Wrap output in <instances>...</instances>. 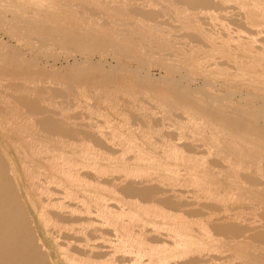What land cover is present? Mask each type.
Returning a JSON list of instances; mask_svg holds the SVG:
<instances>
[{
  "label": "bare ground",
  "instance_id": "1",
  "mask_svg": "<svg viewBox=\"0 0 264 264\" xmlns=\"http://www.w3.org/2000/svg\"><path fill=\"white\" fill-rule=\"evenodd\" d=\"M227 1L0 0L10 38L38 26L66 70L0 44V264H55L33 212L83 237L82 253L57 243L66 264H264V22L206 27L204 11ZM238 2L244 18L264 11ZM228 43L224 73L213 54Z\"/></svg>",
  "mask_w": 264,
  "mask_h": 264
},
{
  "label": "rangeland",
  "instance_id": "2",
  "mask_svg": "<svg viewBox=\"0 0 264 264\" xmlns=\"http://www.w3.org/2000/svg\"><path fill=\"white\" fill-rule=\"evenodd\" d=\"M11 1H13V0H11ZM233 3V4H232ZM32 8V10L31 9H29L30 11H32L31 13H33L34 11H36L37 10V12L38 11H40L39 9H34L35 7H32V6H25V8ZM223 7H225L226 9H224V10H221L220 8L221 7H219V6H214V8H215V10H213L214 8H212V10H207V11H204V15H202L203 17H204V19H205V21L207 22V23H209V24H211V25H207L206 24V27H211V26H214V27H216V28H218L219 29V31H221V32H223V30H221V28L222 27H224V26H228V27H231V28H238L239 27V29L240 30H242L243 31V34H245V32H246V29H249V28H254V26H252L251 24H253V23H246L247 21H255L256 19L258 20V21H262V22H264V11L263 12H261L260 13V15H255L254 13H248V15H250V16H247V18H244V15H245V13L247 12L246 11V9H244V8H242L241 6H240V3L238 2V0H236V1H234V0H232V1H227L226 3H224L223 4ZM27 8V9H28ZM231 8H233V9H231ZM26 9V10H27ZM216 10H217V12H216ZM221 10V11H220ZM28 11V10H27ZM30 11H29V15H32V14H30ZM219 11V12H218ZM43 11H41V13H42ZM221 15V16H219V14ZM236 13V14H235ZM263 13V14H262ZM233 14V15H232ZM35 15V14H34ZM211 15V16H210ZM238 15V16H237ZM217 16V17H216ZM224 16V17H223ZM229 16H230V18H229ZM165 18H167V17H165ZM224 18V19H223ZM208 19V20H207ZM231 19V20H230ZM235 19V20H234ZM236 19H237V21H236ZM223 20V21H222ZM246 20V21H245ZM230 21H232V22H230ZM236 21V22H235ZM241 21V22H240ZM230 23H231V25H230ZM176 24H178V23H176ZM235 24V25H234ZM244 24V25H243ZM220 25V26H219ZM243 25V26H242ZM264 25V24H263ZM238 26V27H237ZM37 28H38V26H35L34 27V29H22V28H19L20 30H18L17 31V34H18V39H13V38H10V36L6 33V31L4 30V28L3 27H1L0 26V36L2 37H4V38H1L0 37V44H2V45H5V46H13V48H14V50H18L20 53H23V54H25L26 55V58H28L29 60H33V61H35L36 63H37V67L38 68H42V67H44V65H46L48 62V60H49V63L51 64V65H53V66H55L57 69H61V70H64V71H66L65 70V68L63 67V63L62 62H59V61H54L52 58H50L47 54H45L43 51H42V49H39V46L41 45V42H39V44H38V41H39V37H41L42 35H40L39 34V32L37 31ZM4 30V31H3ZM186 30H188V29H186ZM3 32H5L4 34H3ZM189 32H190V30H189ZM191 32L193 33H196V31L195 30H191ZM7 34V35H6ZM221 34V33H220ZM219 34V37H222L221 35ZM246 35V34H245ZM7 36V37H6ZM9 36V37H8ZM10 38V39H9ZM220 40L221 39H215V41H217V42H220ZM8 41V42H7ZM1 42H3V43H1ZM6 42V43H5ZM187 42H189V40H187ZM5 43V44H4ZM12 44V45H11ZM221 45H223V46H221ZM228 45H229V43L226 45V44H220L219 45V49H216V51H215V53L213 54L216 58H218V60L217 61H220V62H222V63H224V70H225V72H224V70H223V72L224 73H226V72H233V62H231L230 60H229V58L228 57H226L225 55H222V53L221 52H218V51H221V50H224L225 49V51H228ZM206 50H208V49H206ZM59 52H60V49H59ZM217 52V53H216ZM257 54V56L259 57V56H261V55H263V51H258V52H256ZM228 65V66H227ZM232 65V66H231ZM257 66H254V67H247V68H245V70L243 71V76L242 77H240V79H243V78H248L249 77V75H250V70H253V69H257L256 68ZM155 68V69H154ZM159 68L158 67H152L151 68V70H153L152 71V74H154V76H156V77H158L159 76V71L160 70H158ZM248 71H247V70ZM221 70V71H222ZM230 70V71H229ZM155 71V72H154ZM219 72V74H221V75H219V76H221L222 77V75H224V73L223 72ZM246 71V72H245ZM154 72V73H153ZM218 75V74H217ZM259 75H260V73H259ZM245 76V77H244ZM260 79H262V80H264V75L260 78ZM257 81V80H256ZM250 83H249V85L250 86H247V85H245V88H244V86H242V87H240L239 89H244V90H249L250 88L251 89H254L255 87H256V85L257 84H255V83H253L252 81H249ZM252 85V86H251ZM50 93H46L45 95H47V97H48V95H49ZM56 101H58V102H60L61 101V99H56ZM93 102V101H92ZM83 105L84 104H82V103H79L78 104V106L77 107H79V108H77V107H73L72 109H71V111H70V113L71 114H73L74 115V113L76 114L77 113V111H78V114L77 115H82V114H84V113H87V114H84V115H80V117L82 118V119H80V121H79V119H78V124H80V122L81 123H83V124H80V125H83V126H86V123H87V125L90 123V121H87L86 119V115H88V112H87V110H85V109H83V108H81L80 106H82L83 107ZM82 111H81V110ZM85 110V111H84ZM79 111L81 112L80 114H79ZM136 112V113H135ZM135 112L133 111V114L135 115H133L134 117H132L133 119H130V123L131 124H133V126H132V128L134 129H137L139 126H140V124L142 125V121L141 120H139V121H135V119L137 120V119H140V114H139V111H137V110H135ZM156 112V111H155ZM137 115V116H136ZM96 115H94L93 117H95ZM139 116V117H138ZM160 116H161V114H156V120L155 121H158L159 120V118H160ZM97 118H95V120H93V122L95 123L96 122V124H94L93 122V124L95 125V126H99V127H102L103 129H105L106 131H109V132H111V128H109L108 127V125L106 124V122L105 121H103V119H102V117H99V116H96ZM84 118H86V119H84ZM99 119V120H98ZM97 120V121H96ZM132 120V121H131ZM83 121V122H82ZM98 121H99V123H98ZM135 121V122H134ZM140 121L142 122V123H140ZM76 122V121H75ZM135 123V124H134ZM107 126H106V125ZM106 127H105V126ZM134 125H136V126H134ZM166 131L168 132H172V133H180L181 132V130L180 129H177V128H168V129H166ZM174 131V132H173ZM185 133L187 134V135H190L191 134V132L188 130V132L187 131H185ZM191 141V139H184V140H182L181 142L183 143V144H187V143H189ZM185 142V143H184ZM81 146H83V147H85V146H87V147H95L96 145L93 143H91V142H86L85 144H82ZM96 147H98V146H96ZM83 155H85V154H80V155H77L78 157H79V159L80 160H84V161H87V159L85 160L83 157H81V156H83ZM87 155H89V156H91V157H93V155H95V154H93V153H90V154H87ZM98 158H97V161H99L101 164H107V159H106V154L105 153H99L98 155ZM83 158V159H82ZM88 160H90V159H88ZM96 160V159H95ZM105 162V163H104ZM89 170L90 169H85L84 170V172L85 173H87L88 174V176H90V177H95V175L94 174H92L91 172H89ZM116 175H118V174H116ZM69 203H70V205H71V203L73 204L72 206L74 207V208H79V210L81 209V207H79V204L80 203H76V204H74V202H72V201H69ZM112 204L114 205L115 204V202L114 201H112ZM32 215H33V219H34V222L36 223V225H37V230H38V236H40V238L42 239V241H43V243L46 245V247L48 248V250H49V252H50V254H51V256H52V260H54V262H55V264H66L65 262H64V260H63V258H62V255H61V252H60V248L58 247V245H57V243H59V244H61V245H64L67 241H66V239H65V237L66 238H68V239H70V238H72L71 239V241L70 242H72V247L73 248H75L76 250H77V252L78 253H82L81 252V250H80V246H81V244H82V242H81V240L83 239V237L81 236V235H76V234H70L69 236L66 234V233H62V234H58V233H53V232H48L47 231V229L43 226V224L40 222V220H39V218H38V216L36 215V213H32ZM81 215L82 216H84V217H80V218H83V220L84 219H87L86 217V215L85 214H83V213H81ZM80 215V216H81ZM78 216H79V214H78ZM96 218H98L96 215H94V219H96ZM95 224L96 225H99L98 224V222H95ZM43 231V232H42ZM45 231V232H44ZM59 236V237H58ZM74 236V237H73ZM115 236H114V233L112 232V235L110 236V238L111 239H113ZM58 239V240H57ZM60 239V240H59ZM61 240H63V241H61ZM93 242V244L95 243V241H92ZM97 242H99V241H97Z\"/></svg>",
  "mask_w": 264,
  "mask_h": 264
}]
</instances>
